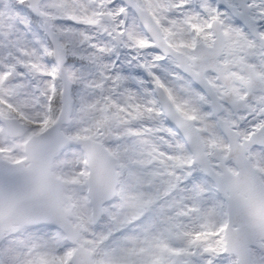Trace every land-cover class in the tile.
Masks as SVG:
<instances>
[{
	"label": "snow or ice",
	"instance_id": "1",
	"mask_svg": "<svg viewBox=\"0 0 264 264\" xmlns=\"http://www.w3.org/2000/svg\"><path fill=\"white\" fill-rule=\"evenodd\" d=\"M0 264H264V0H0Z\"/></svg>",
	"mask_w": 264,
	"mask_h": 264
}]
</instances>
